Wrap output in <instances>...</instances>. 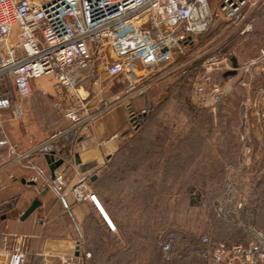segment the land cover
<instances>
[{"label":"built area","instance_id":"built-area-1","mask_svg":"<svg viewBox=\"0 0 264 264\" xmlns=\"http://www.w3.org/2000/svg\"><path fill=\"white\" fill-rule=\"evenodd\" d=\"M211 1L0 0V124L4 110L12 107L14 112L21 111L17 98L28 97L35 90L47 92L44 85L34 84L41 76L48 78L55 93L70 101L62 112L67 124L55 129L45 143L33 146L17 157L41 149L76 126L87 130L97 113L121 99L109 101L103 97L100 101L104 108L90 110V91L82 81L94 71L98 76L103 72L110 77L135 81L137 77L145 76L144 73L134 77L139 66L150 72L183 56L188 38L205 31L213 14H220L225 20L237 24L244 20L248 0H218L215 8ZM250 26L249 22L244 23L242 29L248 30ZM231 58L229 54L213 53L200 61L192 84V97L196 104L214 109L236 88L248 92L255 75L264 73V47H259L256 55L243 63L236 60L234 65ZM183 71L187 72V69ZM253 92L255 98L249 114L252 112L254 119L252 123L246 120L243 131L238 135L242 156L236 165L227 167V194L252 190L254 183L248 180L247 175L257 179L264 170V160L258 164L264 158V149L251 146L252 143L264 142V86H257ZM129 95L132 92L125 97ZM145 111L143 108L142 112ZM138 118L139 114L129 109L132 129L136 128ZM248 124L255 125L263 133L250 134ZM7 141L0 140V145ZM75 164V172L79 173L78 164ZM59 166L47 181V186L60 197L69 192L75 201H91L107 227L116 231L115 223L105 211L88 176L79 173L77 180L71 182L68 170ZM31 179L35 182L37 176ZM226 193L217 199V214L224 220L244 226L248 242L227 243L204 234L200 237L202 255L209 257L214 264H262L264 230L245 225L239 217L238 213L246 205L241 195L229 210ZM0 235H3L0 263L24 264L26 235L7 234L1 229ZM174 236L175 231H169L162 240L164 254L172 251ZM82 244V240H77V254L60 256L62 262L84 264L83 258L89 257L91 251L83 249Z\"/></svg>","mask_w":264,"mask_h":264},{"label":"rangeland","instance_id":"rangeland-1","mask_svg":"<svg viewBox=\"0 0 264 264\" xmlns=\"http://www.w3.org/2000/svg\"><path fill=\"white\" fill-rule=\"evenodd\" d=\"M217 1H211L214 4V8L217 5ZM244 16L242 23L237 24L230 20H225L220 14H213L209 27L204 32L192 36L185 43L186 50L183 56L166 66L155 67L150 72L142 70L139 66L134 77L144 73L145 76L143 78L137 77L131 87L125 92V94L132 92L129 98L135 108L139 109L142 107L145 100L151 101L153 105L163 102L158 109L161 113H169V116L164 118L155 115L151 121L144 125L142 130L143 137L147 141H151L153 139L152 132L156 128L155 124L158 123L167 127L159 135L162 138L161 146L164 150L161 149V151L163 153L157 151V148L149 146L147 152L141 151L138 157H142V160H145L148 159L146 156L148 154L152 156L149 161L160 159L164 164L170 158L165 152H172L174 154L172 156H176L175 153H180L179 157L177 156L178 162L171 157L169 165L165 167L162 164L161 166L167 176L173 175L177 179L172 181L174 187L168 192V195L158 201L155 211L150 212V230L147 229L148 232L144 231L146 233L144 239L136 238L135 249L138 254V260L133 264H201L199 258L188 251L189 246H192L193 242H197L201 236L206 234L210 238L216 239L228 236V239L232 241H239L241 237L239 230H229L228 226L220 220L224 219L216 211L217 199L223 194V192H219L220 170L223 167L222 164L227 163L225 170L227 172V167L236 165L242 156L238 135L243 131L246 120L249 123L253 122L252 112L251 115L249 114L250 105L255 98L253 89L259 85L264 86V73L255 75V80L248 92L243 91L241 88H236L223 98L214 109L194 102L192 84L196 74H198L200 61L207 55L226 53L236 57L238 61L243 63V61L254 57L259 47H264V0H248ZM247 22L251 26L248 30H243L242 25ZM184 66L189 69L188 78L179 77V68ZM97 73V71H94L90 76L83 79L84 81L82 82L85 88L90 89L92 84L95 83L98 86L108 84L111 91L120 89L119 76L110 77L103 72L98 76ZM95 79H97L96 82H94ZM38 80L44 85L49 84L46 76H41ZM34 84L37 85L39 83L35 80ZM43 94L33 92L30 96L23 97L30 98V105L26 108V111L24 110L25 113L14 115V118L7 120L9 124L8 132L12 143L26 147L32 142L31 140L25 141L26 143L21 141V134L46 135L67 124L62 113L63 107L67 105L65 99H63L64 95L49 94V90L48 93ZM247 95L248 99H245ZM247 108L248 112L246 113L245 109ZM10 110L12 112V109ZM200 123H205L208 127L207 152L204 142L203 144L201 143V147L199 145L200 139L198 135L200 132L195 125H200ZM170 125H172V128L168 129ZM3 127L7 129L6 125ZM128 129H130V132L127 137L133 132L131 125H129ZM247 129L250 134L263 133L255 125L253 127V125L248 124ZM1 130L2 125L0 124V132ZM183 136H187V138L184 139L185 141L180 148L176 149L179 144L178 139ZM251 146L256 148L261 146V149H264V142L259 144L252 143ZM114 152L116 150L111 154ZM124 154L125 160L126 158L128 159L129 153L127 150H124ZM120 156L118 157L120 158ZM263 160L264 158H261L258 164L260 165ZM147 165H149V162L145 164V167ZM147 172L150 173V171ZM225 177L226 174L224 173V180L226 181ZM247 177L249 181L254 183L253 189L242 191V193H226V206L231 210L233 203L241 195V198H245L246 201V205L238 213L241 220H264V212L260 214L261 211L258 210V206L264 205V170L258 174L257 179L253 175L250 177L247 175ZM168 179L167 183L170 184L171 180L169 177ZM92 188L94 189L93 185ZM29 190V187L24 189L19 187L17 192L25 194ZM108 191L109 189L105 192L109 194L110 191ZM53 196H55L54 199L58 198L54 190L50 196L51 200ZM30 222L31 216L21 218L20 214H16L14 218H10L9 229H27ZM234 222L236 221L231 222V224ZM143 226L145 227V225ZM173 230L176 231V235L172 251L168 254L160 253L157 239ZM102 238L106 246L102 248H106L103 251V255L115 252L114 257L110 259L112 262L105 264H116V231L114 233L105 231ZM25 244L29 249L28 260L31 263L33 244H28L27 240ZM121 244L124 245L125 243L122 241ZM34 264L42 263L37 261ZM129 264H132V260ZM206 264L213 263L206 261ZM262 264H264V261Z\"/></svg>","mask_w":264,"mask_h":264},{"label":"crops","instance_id":"crops-1","mask_svg":"<svg viewBox=\"0 0 264 264\" xmlns=\"http://www.w3.org/2000/svg\"><path fill=\"white\" fill-rule=\"evenodd\" d=\"M38 79H36V82L44 85ZM119 80L120 89L116 91H111L108 84L102 86H98L95 83L92 84L89 89V108L91 111L104 108L103 103L100 101L103 97L109 101L115 98L121 99L97 113L92 122L88 124L87 130H80V127L76 126L47 144V146L56 145V156L67 150L71 152V156L65 158L62 165L59 166V168L68 170V177L71 182L77 180L79 173H81L87 175L91 183L90 175L94 172L98 173V167L104 164L107 156L116 150L123 140H126L130 132V129H128L130 125L128 105L132 101L129 98L130 96L125 97V92L134 81L129 82L123 77H119ZM48 83L44 87L49 90V94L55 93L49 80ZM48 90L46 93H48ZM38 93L43 94L40 91ZM49 97L53 99L51 96ZM63 99H65L67 104L70 103L65 96ZM16 102L21 107L20 112H14L11 107L2 113L0 140L7 139L8 141L0 145V229L7 234L26 235L25 241L27 240L28 244H33L34 257L31 260L32 264L37 261L42 264H62L60 256L77 254V240H82L83 242L85 240L83 233L84 220L91 210H97L91 201H75L69 192L63 197L58 196L56 199L53 196L51 200L50 196L53 189L47 186L50 171L43 156V148H39L27 156L17 157L18 154L28 151L33 146L45 143V140L49 138L53 131L46 135L21 134V141L31 140L32 142L26 147L12 143L8 132L9 124L7 120L14 118V115L24 114L26 108L30 105V98H17ZM10 109H12V112ZM4 125H6L7 129L3 127ZM60 140L62 145L66 146L61 151L58 150L57 146ZM75 152L79 153L82 161L94 160L95 164L86 170L79 168V173H76ZM35 175L37 179L33 182L31 178ZM19 187H22V189L29 187L30 190L25 194H19L17 192ZM35 197L40 200V203L27 215V217L31 216L29 227L27 229H9L10 218H14L16 214L21 215ZM116 236L120 240L122 239L117 226ZM2 241L3 235H0V244ZM28 253L29 249L27 247ZM27 254L24 264H30ZM86 258H83V263H85Z\"/></svg>","mask_w":264,"mask_h":264},{"label":"trees","instance_id":"trees-1","mask_svg":"<svg viewBox=\"0 0 264 264\" xmlns=\"http://www.w3.org/2000/svg\"><path fill=\"white\" fill-rule=\"evenodd\" d=\"M191 38L192 37H189L188 40H190ZM184 68L188 69L185 66L183 68H179L180 78H188L189 76V69L187 70V72H184ZM33 92H38V90H35ZM162 103L160 102L153 105L151 101L145 100L143 106L138 109L134 107L132 102H130L129 109L139 114L137 126L135 129H133L132 134L126 137L125 141H122V143L116 149V152L107 156L105 164L98 167L97 176L91 181L105 211L117 226L122 238L120 240L118 236H116V264H129L131 260L133 264L138 260V254L135 249L136 238L139 237L144 239L146 235L144 231L148 232L147 229H149V221L151 215L150 212L155 211L158 201H161L163 199L162 197L168 195V192L172 189V187H174L172 181H176L177 179L176 176H167V173L163 172L161 168L163 164L162 160L158 159L156 161H149L151 160L149 158H152V156H149L148 154H146L148 159L145 160H142V157H138L141 151H144V153H146L149 146H153L154 148H157V151L163 153L161 151V149H163V147L161 146L162 138L159 135L160 132H163L165 129H167V127L158 123L155 124L156 128L155 131L152 132L153 139L151 141H147L142 135L144 125L151 121L152 118L155 117V115L161 118L169 116L168 112L161 113V111L158 109V107ZM143 108L146 109L145 112H142ZM195 127H198V131L200 132V134L198 135L200 139L199 145L201 147L204 142L207 152V141L209 138L207 124L200 123V125H195ZM171 128L172 125L168 126V129ZM202 131L204 132L202 133ZM183 137L178 139L179 144L177 148L175 147L176 149L180 148V146L185 141L184 139L187 138V136L184 138ZM55 146V144L48 145V148L57 149L55 148ZM57 146L58 150L60 151L66 148L65 145H62L61 140L59 141V143H57ZM124 150H127V152L129 153L128 159L126 158V160ZM165 153H167V156H169L170 158H174V160L178 162L177 156L179 157L180 153L174 152L176 156H172L174 154L170 151H167ZM118 156H120V158ZM170 158L166 160L167 162H164L163 165H165V167L171 163L169 162ZM148 162L149 165L145 167V164H148ZM226 164H222L223 167L220 170L221 179L219 180V192L223 193L228 192V184L227 181L224 180ZM147 171H150V173ZM168 177L171 180L170 184L167 183V181L169 180ZM108 189L110 191H108L109 194L105 192ZM258 208V210L261 211L260 214H263L264 205L261 204V207L258 206ZM220 220L226 226H228L229 230H239L241 232V237L239 241L229 240L228 236L220 237L218 238L219 240H223L227 243L242 242L246 244L248 242V235L244 226L240 225L238 222H234L233 224H231V222L229 223V221L227 220ZM242 220L247 226L248 224H251L261 229L263 228L264 230V220L262 219H253V221H249L248 219ZM143 225H145V227ZM83 228L85 240L82 244V248L91 251V256L86 258L85 264H105L108 262H112L110 261V259L114 257L115 252H109L107 255H103V251L106 250V248L102 249L105 246L102 237L105 231L109 233L114 232L107 227L100 213L98 211L91 210L84 220ZM165 236L166 234L157 239V242H159L158 244L160 253L163 252L162 240L165 238ZM211 239L218 240L216 238ZM122 241L125 243L124 245L121 244ZM201 249L202 244L199 238L197 242H193L192 246H189L188 251L194 256H197L201 261V264H206V261L209 263H213L209 257L202 255ZM27 256L29 257V253L27 254ZM33 257L34 255H32V259ZM30 264H32V262Z\"/></svg>","mask_w":264,"mask_h":264},{"label":"water","instance_id":"water-1","mask_svg":"<svg viewBox=\"0 0 264 264\" xmlns=\"http://www.w3.org/2000/svg\"><path fill=\"white\" fill-rule=\"evenodd\" d=\"M231 60L233 61L234 65H236V58L232 57ZM42 148L44 150L43 156L49 167L50 177H53L55 168L61 165L64 162L65 158L71 156V152L67 150L61 153L59 156H56L55 153H57V150L49 149L47 145L43 146ZM74 160L79 165V168L81 170H86L95 164L94 160L82 161L78 152L74 153ZM96 176L97 173L94 172L90 175V179L93 180ZM39 203L40 200L37 197L33 198L30 204L25 208V210H23L21 218L27 216L33 209H35L39 205Z\"/></svg>","mask_w":264,"mask_h":264}]
</instances>
